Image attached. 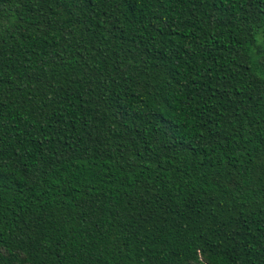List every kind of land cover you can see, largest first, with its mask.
<instances>
[{
  "label": "trees",
  "instance_id": "trees-1",
  "mask_svg": "<svg viewBox=\"0 0 264 264\" xmlns=\"http://www.w3.org/2000/svg\"><path fill=\"white\" fill-rule=\"evenodd\" d=\"M0 264H264V0H0Z\"/></svg>",
  "mask_w": 264,
  "mask_h": 264
}]
</instances>
